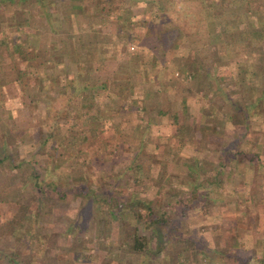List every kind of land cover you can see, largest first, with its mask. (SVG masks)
<instances>
[{
  "label": "rangeland",
  "instance_id": "obj_1",
  "mask_svg": "<svg viewBox=\"0 0 264 264\" xmlns=\"http://www.w3.org/2000/svg\"><path fill=\"white\" fill-rule=\"evenodd\" d=\"M176 1L179 13L177 9L172 13L177 12L176 17L181 16L178 19L180 24H183L186 30L192 25L196 27L194 16L201 1ZM232 8L237 19L242 8L240 1L232 2ZM35 12L32 7L27 13L31 24L29 30L32 32L42 30L41 37H37L34 43H38L39 48H49L52 53L57 49L63 50L65 47L62 41L70 32L63 26H56L59 29L56 33L51 31L45 21L35 16ZM252 13L248 11V21L253 16ZM76 17L81 25L85 26L87 15L79 13ZM110 17L115 19L114 14ZM217 25L222 26V21ZM76 26L74 22L73 31L77 30ZM226 26L228 28L235 26V22L228 20ZM101 28L114 32L116 24L109 22ZM191 41L192 37H185L178 48L167 50L152 32L126 45L122 44L125 41L121 39L119 45L123 46L121 51L127 47L131 54L152 53L157 57L156 66H148V69L144 67L140 72L134 73L135 87L131 97L137 100L135 104L138 107L131 111L130 109L122 111L115 108L122 100L113 92H100L96 101L102 109L106 105L109 106L107 111L113 116L112 125L108 128L102 127L103 130L99 134L95 130H90L88 139H85L78 130L82 123V120L78 119L76 128L79 133H76V137L79 141L85 139L83 141L85 149L80 156L83 160L76 165L70 164L71 161L64 163L57 171L64 175L67 185L83 182L85 185L106 189L118 180L111 191H105L104 196L118 190L119 197L129 200L131 191L135 190L142 198L150 199L155 215H158L162 200H165L168 205L164 208L167 216L176 221L170 222L168 228L178 224L180 228L177 230L181 231L183 236L194 237L198 243L193 244L182 238L169 240L167 226L164 223H156L153 227L144 229V233L150 237V249L142 253L132 251L123 240L129 238V231L134 224H138L140 229H143L141 226L143 224L125 207V204L117 207V198L115 199L114 195L108 205L115 208L111 214L104 204L100 206L93 197L88 196V200L82 203L80 195L69 191L66 202L61 199L50 201L48 198L41 204V211L35 214L39 217L38 221L29 222L30 227L46 232L45 240L42 242L45 246L42 256L31 261L29 256L24 255L25 252L21 253L23 244L19 240L25 228L19 231L10 229L12 233H7L9 241L3 239L0 244L6 242L7 246H14V251L18 255L17 262L9 263L3 258L0 264L235 263L232 256L225 255L223 258L217 255L216 248L231 253H235L236 250L235 254L239 256H253L250 264H257L254 258H258L264 252V95L255 102L259 90L254 86L264 85V60H260L263 64L259 62L258 58L262 57L256 44H252L248 49L243 48L238 41L232 42L231 45L226 44L229 46L228 60L222 61L213 43L206 44L198 40L200 45L196 47L197 51H193L190 50ZM132 42L136 44V48L130 50L128 44ZM259 46L264 49V39L259 42ZM8 48L3 46L0 55V62L4 66L0 74L5 72L0 76L3 77L0 80V83L2 82L0 101H3L0 103L5 104L4 108L0 107V157L11 153L16 161L18 157H29L38 150L42 129L45 130V125L42 126L45 107L42 98L32 103L27 90L24 93L20 85L12 81L13 79L5 81L4 77L12 78L15 73L12 65L15 55L10 51L8 53L6 51ZM127 51L121 52L116 59L117 62L127 56ZM190 54L196 61L203 60V69H208L209 75L215 76L212 90H208L207 85L205 87L203 85L202 88L200 84H195L192 76L194 64L192 61L187 62ZM46 57L39 55L38 60L43 61ZM238 60L244 62L246 72L236 84L237 79H233L232 76L236 74ZM55 67L56 72H59L60 67L58 65ZM43 69L44 67L39 64L34 66L32 72L40 73ZM178 71L184 72L185 75L177 74ZM144 75L149 76L155 86L154 92H150L145 98L141 90ZM32 80L25 78L23 82L36 81ZM168 81L170 85H164ZM183 88L191 89L188 98L186 97L188 106L185 114L182 112L180 101ZM51 92L52 90H48L49 94ZM146 104L148 109L144 107ZM7 109H12L11 115L7 113ZM157 109L167 110L169 114L173 111L178 112L181 126L177 128V124L168 115L166 120H162L157 116ZM207 112L211 113V116H205L202 120L201 117ZM243 112L247 114L250 112L248 125L240 122ZM136 123H140L143 132L133 137L131 130ZM176 128L180 133L184 132L183 138L173 134ZM3 129L6 133H2ZM17 129H23L25 135L22 137L21 134L14 132ZM234 146L240 149L239 154L235 155L237 163L227 158L224 160L225 165L219 170L218 163L223 159L221 156L229 148L234 152L236 149ZM258 146L260 152L256 155ZM138 148L142 155L137 158L143 161L147 172L144 170L146 175L144 182L134 185L130 181V170L126 169V166L134 155L133 151ZM63 150V147L59 146L60 153ZM244 153L248 157H254L253 160H248L243 156ZM38 158L41 163L44 161L40 155ZM193 161L204 165L205 170L198 177L204 182L199 184L197 191L194 189L190 194L194 183L199 180L187 166L188 164L192 166ZM3 167L0 168V220H5L13 213L15 203H9L8 198H12L17 190L12 188V177L15 175L12 164L6 161ZM80 175H84V179ZM187 195L200 198L196 206L182 212L184 202L177 200L180 197L185 200ZM56 201L60 202L62 210H56L57 207L49 204ZM63 218L66 219L63 221ZM75 218H78L80 228L74 226ZM66 225L71 227L68 228ZM254 238H259L255 245ZM234 239L236 243L232 246ZM166 240L169 241L164 245Z\"/></svg>",
  "mask_w": 264,
  "mask_h": 264
},
{
  "label": "trees",
  "instance_id": "obj_2",
  "mask_svg": "<svg viewBox=\"0 0 264 264\" xmlns=\"http://www.w3.org/2000/svg\"><path fill=\"white\" fill-rule=\"evenodd\" d=\"M200 1L201 4L198 7L196 16H194L197 25L196 27L192 25L186 30L183 24L178 21L181 16L176 17L177 12L172 13L175 9L179 10L176 6L178 3L176 0H0V55H2L1 48L3 46H8L9 50L6 49V51L8 53L10 51L12 55H15L12 59L15 73L12 78L4 77L5 81L13 79L12 81L17 82L24 93L27 90L32 103H36V100L42 98L45 107L44 118H42V126L45 125V130L42 129L43 134L41 133L42 137L40 138L38 150L34 151L29 157H18L16 161L11 153L0 157L1 169L4 168L6 161L12 164L13 170H15V175L12 177V188H17L12 198H8L9 203H15L13 213L5 220H0V241L3 239H6L7 242L9 241L10 238L7 233H12L10 229L19 231L24 227L25 230L22 231L19 240L23 244L21 253L25 252L24 255L29 256L31 261L42 256L43 247H45L42 242L45 240L44 234L46 232H41L39 228L30 227L29 222L38 221L39 217L35 216V214L41 211V204H44L48 198H50V201L55 199L65 201L69 191L80 195L82 203L88 200V196H91L90 198L93 197V200L99 203L100 206L104 204L111 214L114 213L115 208L108 205H110L114 195L116 196L115 199L117 198V207H122L125 204V207L143 224L141 225L143 229H140L138 224H134L131 227V231H129V238L126 237L123 240L130 250L137 253H142L151 247L149 244L150 237L144 233V229L151 228L156 223H164L168 228L170 222H176L167 216L164 208L168 205L165 200H162L159 213L155 215L150 199L142 198L135 190L131 191L129 200L119 197L120 193L117 192L118 190H114L108 196H104L105 191H111L113 186L118 183V180L114 181L106 189L95 185L93 187L85 185L83 182L67 185L64 175L60 174L57 169L62 164L70 161V164H80L79 162L83 160L80 156L85 149L83 141L88 139V132L95 130L99 134L103 130L102 127L108 128L112 125L113 116L107 111L109 106L106 105L102 109L101 105L96 101V97L100 92H113L118 99L122 100V103L116 104L115 108L122 111H128V109L131 111L133 108L136 109L138 107L135 104L137 100H133L131 97L135 87L134 73L140 72V69L142 70L144 67L148 69V66H156L157 57L152 55V53L131 54L126 47L124 51L128 52L127 56L117 62V57L121 55V52H124L121 51L123 46L119 47L121 39L125 41L122 44L126 45L128 42L135 41L146 33L152 32L156 35L162 47L169 50L178 48L183 38L192 37L190 50L193 51H197L196 47L200 45L198 40L203 41L205 39L203 42L206 44L213 43V46H216L217 54H219V59L222 61L228 60L227 50L229 43L231 45L232 42L238 41L245 49H248L252 44H256L261 52L259 55L262 57L261 59L258 58L259 62L264 60V49L259 46V42L264 39V1L239 0L242 8H240L241 12L237 16L238 20L235 18L236 16L233 14L234 8H232V2L236 0ZM31 6L36 11L35 16L45 21L51 31L56 33L59 30L57 27L63 26L66 31L70 32L69 36L62 41L65 47L63 50L57 49L52 53L49 48L42 49L38 47V43H34L37 37H41L42 30H37L36 32L29 30L31 24L27 13L32 10ZM171 6L174 8H171ZM248 11L253 12L250 21H248ZM79 13L87 15L85 26H82L76 17ZM111 14H114L115 19H111ZM228 20L234 21L235 26L228 28L226 26V21ZM221 21L223 25L218 26L217 24ZM74 22L77 24L76 31H73L72 28ZM109 22L116 24L114 32L101 28ZM98 25H101V27ZM226 44L228 45L226 46ZM53 47L56 48L55 46ZM39 55H46L47 57L43 61H39ZM189 61L194 64V74L192 76L195 84H200L202 88L203 85L204 87L207 85L208 90H212L215 76H210L208 69H203V60L196 61L194 56L190 54L187 57V62ZM236 62L237 71L232 77L237 79L235 81L237 84L244 77L246 67L244 62L239 60ZM260 63L263 64V62ZM39 64L44 69L40 73L32 72L34 71L32 70L34 66ZM56 65L60 67L59 72H56ZM3 67L0 62V73ZM182 69L184 70V68ZM178 74L185 75L182 71L180 73L178 71ZM189 75L191 77V73ZM25 78L36 79V81L34 80V83L23 82ZM2 79L3 77H0V80ZM164 85H170L169 81ZM242 86H244L243 83ZM154 87L149 76H146L141 89L143 98L148 96L150 92H154ZM254 88L259 90V94L254 100L258 102L264 95V85L262 87L254 86ZM48 90H52V92L49 94ZM190 91V88H183L180 95L184 114L187 112L186 97L188 98ZM147 106L146 104L144 107L148 109ZM0 107L4 108L5 104L0 103ZM11 111L12 109H7L9 115H11ZM156 112L157 116H160L162 120H166L168 115L177 124V128L181 126L178 112L173 111L169 114V111L164 109H157ZM249 113L243 112L240 122L248 125ZM210 114L207 112L201 119L203 120L205 116H211ZM78 119L82 120L81 127L78 130L85 136V139L80 140L81 142L76 137ZM141 128L140 123H136L131 130V135L133 137L141 135L143 132ZM177 128L173 134L183 138L184 132L180 133ZM14 132L21 134L22 137L23 134L25 135L23 129H17ZM2 133H6L4 129ZM59 146L64 149L62 153L59 151ZM235 148L234 152H231L229 148L221 156L223 159L218 163L220 166L219 170L225 165L224 160L227 158L237 161L235 155L239 154L238 151L240 149L238 147ZM133 152L134 155L127 164L126 169L130 170V181L134 185H140L144 182L146 177L144 170L147 172V168L145 169L143 161L137 158V156L140 157L142 155L139 148ZM259 152L260 148L258 146L255 154L257 155ZM37 154L44 158L42 163ZM243 156L251 161L254 158L252 156L248 157L246 153ZM197 162L193 161L192 166L191 164L187 166L189 171L199 179L198 177L205 170V167ZM80 177L84 179V175H80ZM203 182L202 178L197 180L189 193L193 192L194 189L197 191L199 184ZM199 198L198 196L187 195L185 200L180 197L177 201L184 202L181 210L185 212L186 209L196 206ZM49 204L57 207L56 210H62L60 202L56 201V203L51 202ZM100 217L104 219L103 216ZM64 219L66 218H63V221ZM77 221L78 218H75L74 226L80 228ZM71 225H66V227L69 228ZM177 228H180L178 224L168 228L167 239L182 238L193 244L198 243L194 237L183 236L182 232L178 231ZM174 229L175 231H173ZM235 239L232 241V246L236 243ZM256 239L258 240L259 238ZM169 240H166L164 245ZM5 243L0 244V260L6 258L9 263L17 262L16 257L18 255L14 251V246L9 247ZM232 248L234 249L235 247ZM234 251L236 253V250ZM216 252L217 255H221L223 258L225 255L232 256L235 259L234 264H250V259L253 257L239 256V254L222 251L217 248ZM254 259L257 264H264V252Z\"/></svg>",
  "mask_w": 264,
  "mask_h": 264
},
{
  "label": "built area",
  "instance_id": "obj_3",
  "mask_svg": "<svg viewBox=\"0 0 264 264\" xmlns=\"http://www.w3.org/2000/svg\"><path fill=\"white\" fill-rule=\"evenodd\" d=\"M128 48H129L130 50H133V49L136 48V44H135L134 42L129 43V44H128ZM176 73L178 74V72H176Z\"/></svg>",
  "mask_w": 264,
  "mask_h": 264
},
{
  "label": "crops",
  "instance_id": "obj_4",
  "mask_svg": "<svg viewBox=\"0 0 264 264\" xmlns=\"http://www.w3.org/2000/svg\"><path fill=\"white\" fill-rule=\"evenodd\" d=\"M256 242H258V240H257L256 238H254V241H253V243H256Z\"/></svg>",
  "mask_w": 264,
  "mask_h": 264
}]
</instances>
